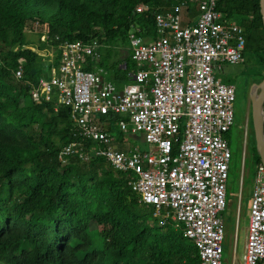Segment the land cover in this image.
<instances>
[{"label":"trees","instance_id":"trees-1","mask_svg":"<svg viewBox=\"0 0 264 264\" xmlns=\"http://www.w3.org/2000/svg\"><path fill=\"white\" fill-rule=\"evenodd\" d=\"M139 5L147 8L137 12ZM175 5L183 25L194 23L195 9H202L200 0H0V264H200L182 226H161L153 207L140 201L132 172L115 170L101 157L60 160L61 147L75 139L70 107L58 104L55 94L40 102L31 95L39 78L49 76L41 50L65 42L97 40L99 57L87 69L97 67L120 84L130 81L136 65L129 33L155 37L154 14ZM216 8L223 22L243 28L240 62L248 52L257 58L261 81L260 0H217ZM29 24L43 31L36 47L27 37ZM250 122L258 164L251 113Z\"/></svg>","mask_w":264,"mask_h":264},{"label":"built area","instance_id":"built-area-1","mask_svg":"<svg viewBox=\"0 0 264 264\" xmlns=\"http://www.w3.org/2000/svg\"><path fill=\"white\" fill-rule=\"evenodd\" d=\"M200 2L192 24H182L181 6L175 5L154 14L155 37L129 33L136 68L121 86L105 71L87 69L99 57L100 42L73 41L44 48L49 76L39 78L31 95L40 102L55 94L58 104L70 107L75 139L61 147L60 160L101 157L115 170L132 172L133 191L153 207L158 223L182 226L197 247L200 264H224L223 212L231 160L226 134L234 123L235 85L218 80L215 71L223 63L241 61L245 36L237 23L222 21L217 0ZM22 74L21 68L16 71L17 77ZM134 82L138 86L128 85ZM108 114L119 118H101ZM113 124L122 139L111 131ZM138 132L146 143L143 149L124 136ZM249 210L243 262L262 264V162L255 168Z\"/></svg>","mask_w":264,"mask_h":264},{"label":"rangeland","instance_id":"rangeland-1","mask_svg":"<svg viewBox=\"0 0 264 264\" xmlns=\"http://www.w3.org/2000/svg\"><path fill=\"white\" fill-rule=\"evenodd\" d=\"M183 10V8H182ZM192 19L199 16V11L195 9ZM27 37L32 41L31 46L36 47L39 42L42 29L35 25L29 24L27 27ZM42 39L46 34H43ZM51 48V47H50ZM48 49L41 50L40 60H45ZM49 54V53H48ZM263 73L257 58L251 53H246L243 62L223 63L222 70L215 71L218 80L224 83H235L234 77L244 76L247 84L256 81L259 74ZM111 81L117 85L115 80ZM130 86H138L137 83H128ZM241 91L235 87V100L233 101L234 123L228 138L231 149V160L229 164V179L227 185V207L223 212L224 233V252L223 258L225 264H244L243 253L245 248L248 218L250 215L251 193L254 185V173L257 163L255 162V151L252 148L251 140V122L250 113L251 105L249 98V88ZM241 92V93H240ZM115 128V125L113 124ZM126 141L132 146L145 148L146 143L141 133L125 134ZM251 140V142H250ZM258 154V153H257ZM237 227V230H236Z\"/></svg>","mask_w":264,"mask_h":264},{"label":"water","instance_id":"water-1","mask_svg":"<svg viewBox=\"0 0 264 264\" xmlns=\"http://www.w3.org/2000/svg\"><path fill=\"white\" fill-rule=\"evenodd\" d=\"M260 12L264 26V0H260ZM249 97L256 151L264 165V78L260 82L251 85ZM262 264H264V261Z\"/></svg>","mask_w":264,"mask_h":264},{"label":"flooded vegetation","instance_id":"flooded-vegetation-1","mask_svg":"<svg viewBox=\"0 0 264 264\" xmlns=\"http://www.w3.org/2000/svg\"><path fill=\"white\" fill-rule=\"evenodd\" d=\"M234 80H235V83H234L235 87L238 88L239 90H241L242 92L245 91L244 88L247 89V87L250 90L251 85L254 83V82H250L249 85H248L247 84V79L245 81L244 76L242 77L241 75L235 76ZM258 82H260V80L259 81H255V83H258ZM250 105H251V101H250Z\"/></svg>","mask_w":264,"mask_h":264},{"label":"crops","instance_id":"crops-1","mask_svg":"<svg viewBox=\"0 0 264 264\" xmlns=\"http://www.w3.org/2000/svg\"><path fill=\"white\" fill-rule=\"evenodd\" d=\"M249 219V218H248ZM247 229H248V225H247ZM247 229H246V231H247ZM236 230H237V227H236ZM247 237V236H246ZM244 254V253H243Z\"/></svg>","mask_w":264,"mask_h":264}]
</instances>
